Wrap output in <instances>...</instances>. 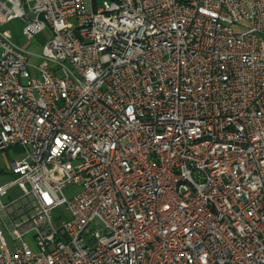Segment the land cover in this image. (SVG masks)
I'll use <instances>...</instances> for the list:
<instances>
[{
	"label": "built area",
	"instance_id": "2783aa9c",
	"mask_svg": "<svg viewBox=\"0 0 264 264\" xmlns=\"http://www.w3.org/2000/svg\"><path fill=\"white\" fill-rule=\"evenodd\" d=\"M15 144L0 264H264V0H0Z\"/></svg>",
	"mask_w": 264,
	"mask_h": 264
},
{
	"label": "rangeland",
	"instance_id": "374dc122",
	"mask_svg": "<svg viewBox=\"0 0 264 264\" xmlns=\"http://www.w3.org/2000/svg\"><path fill=\"white\" fill-rule=\"evenodd\" d=\"M20 25L21 23H19V26ZM19 32H20V29L13 30L14 37L12 38V40L19 46L24 47L31 52L39 53L44 41L47 38V34L43 32V33H40L39 35H36L32 38L27 39L25 38V36L21 35ZM36 62L37 60L34 61V63ZM23 156H24V148L19 144L11 145L6 150L0 152V183H5L12 178V175L10 174L9 169H8L9 161L12 159H21ZM77 190L78 188L75 185H70L63 189V194L69 198ZM22 194L23 192L18 187L14 186L8 190L5 196L1 197V202L14 201L18 199L19 197H21ZM62 210H64V206H61L60 208H58L56 212H58V214H61ZM4 236L5 238H8V236L5 233H4Z\"/></svg>",
	"mask_w": 264,
	"mask_h": 264
},
{
	"label": "bare ground",
	"instance_id": "6f19581e",
	"mask_svg": "<svg viewBox=\"0 0 264 264\" xmlns=\"http://www.w3.org/2000/svg\"><path fill=\"white\" fill-rule=\"evenodd\" d=\"M141 51L140 43H131V52ZM179 183L188 189V195H181V202H191V195L199 194L198 184L189 175H179V178H172V187H179Z\"/></svg>",
	"mask_w": 264,
	"mask_h": 264
}]
</instances>
